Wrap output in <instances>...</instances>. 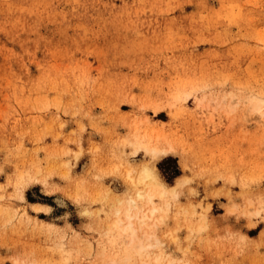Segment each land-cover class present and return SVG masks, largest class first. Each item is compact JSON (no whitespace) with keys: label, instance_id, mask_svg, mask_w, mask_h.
<instances>
[{"label":"rangeland","instance_id":"rangeland-1","mask_svg":"<svg viewBox=\"0 0 264 264\" xmlns=\"http://www.w3.org/2000/svg\"><path fill=\"white\" fill-rule=\"evenodd\" d=\"M254 99L264 0H0V264L125 257L108 212L129 165L156 163L175 190L124 264H264Z\"/></svg>","mask_w":264,"mask_h":264},{"label":"bare ground","instance_id":"bare-ground-1","mask_svg":"<svg viewBox=\"0 0 264 264\" xmlns=\"http://www.w3.org/2000/svg\"><path fill=\"white\" fill-rule=\"evenodd\" d=\"M250 110L253 114H258L259 117L264 118V100H252ZM144 137L146 141L142 147L146 153H152L156 161L170 155L175 148L169 142L161 143L163 137L158 133L155 136L145 135ZM156 164H143L141 166L130 164L131 166L129 165L126 170L130 187L127 188L124 197L117 198L111 206L112 209L107 216L109 219L105 225L107 239L114 245H119L123 250L121 255L126 256L120 260H113L111 264H124V261L132 259L133 253L142 257L153 246L151 241L150 243L147 242V239H151V230L160 220L158 214L164 210V206L159 204L157 199H164L171 190H175V186L171 187L162 178ZM59 202L65 203L61 200ZM254 210H256V214H262L264 204L259 205L256 209L254 207ZM86 213H91V211L86 210ZM162 259L163 256H158L156 261L161 262ZM175 261L170 260L167 264H177ZM143 262L150 263L145 260Z\"/></svg>","mask_w":264,"mask_h":264}]
</instances>
